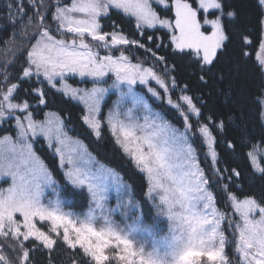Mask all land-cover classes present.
<instances>
[{"label": "snow or ice", "instance_id": "obj_1", "mask_svg": "<svg viewBox=\"0 0 264 264\" xmlns=\"http://www.w3.org/2000/svg\"><path fill=\"white\" fill-rule=\"evenodd\" d=\"M154 4L174 12V20L162 18ZM255 8L249 28L226 0L7 5L8 25L24 23L0 39V125H9L0 131L14 132L0 135V183L7 184L0 187V264H33L41 249L51 264L61 244L73 253L71 264H232L226 249L233 245L238 264H264V191H246L242 170L217 151L221 144L233 155L239 148L252 175L264 181V88L232 101L239 140L227 137L235 115L209 107L215 85L234 72L238 78L241 67L251 64L264 85V0H255ZM113 10L134 18L140 36L145 26L167 29L169 55L190 61L208 91L190 95L189 85L178 83L177 66L157 54L162 44L154 51L116 21L105 31L109 25L101 21ZM133 47L163 64V77L147 59L136 60ZM70 75L91 86H71ZM53 93L83 105L81 126L98 142L107 134L140 177L141 192L126 182L127 173L100 163L69 135L71 114L51 110ZM157 101L160 111L152 107Z\"/></svg>", "mask_w": 264, "mask_h": 264}, {"label": "trees", "instance_id": "obj_2", "mask_svg": "<svg viewBox=\"0 0 264 264\" xmlns=\"http://www.w3.org/2000/svg\"><path fill=\"white\" fill-rule=\"evenodd\" d=\"M11 2L12 0H0V39L2 40H8L13 32H19L21 30L22 24L24 23V21H22L21 23H18L15 27L8 25V13L6 11V7ZM188 2L193 3L194 6L198 5V0H188ZM226 2L231 5L232 9L238 11L239 20L241 22L246 23L249 28L253 27L252 23L247 22L250 20H254V17L256 15L255 0H226ZM159 10L163 14L173 16V12H167L162 8H159ZM13 12H15V8H13ZM29 15H31V12H29ZM207 17L214 18L211 15ZM26 20L27 17H25V21ZM112 21H116L119 25H121L123 31L129 36L130 39H140L142 43H145L147 47L153 48L154 51H156L155 44H162L163 46L158 50L157 54L160 56H165L169 65L175 64L177 66L174 75L177 77L178 83L181 86H183L184 84L189 85V87L192 89V91L189 93L190 95H198L201 92L208 91V89L203 88L199 84L197 77L194 74L196 70L190 61L169 55L172 49L169 47L170 41L166 36V33H168V31L163 29H143L144 35L140 36L139 31L135 27V19L128 17L127 15L123 14L118 10H113V14L111 15L110 19H105L102 21V24L109 25V27H106L104 29L105 31L111 30L110 25ZM204 30L210 31V28L204 27ZM148 36H152L153 41H148ZM16 42L19 43V39H17ZM229 47L231 49V46ZM3 50V45H0V51ZM101 54L105 53L101 52ZM130 54H134L136 60L147 59V66H153L156 72L163 77L164 65L161 63H157L155 60H152L151 57H147L143 49H137L133 47L130 49ZM232 55H229L224 58L226 61L225 67H227L228 62L232 60ZM136 60H134L133 62H136ZM12 71H15V69H13ZM260 88H264V85H261L260 77L255 72L251 64L245 67H241L238 78L236 73L234 72L231 78L226 79L223 83H217L215 85V88L212 90L213 97L209 101V107L214 108L219 112L226 113L228 115H235L236 117L233 122V125L229 126L227 130L228 138L235 140H239L240 138V134L235 128L236 124L241 123L239 119L240 113L239 111H237V107L232 103V101L236 99V97L240 94L241 91H245L250 95H255ZM230 93H235L231 96V99L229 98ZM50 96L53 105V107L51 108L52 111H59L60 109H64L65 114H71L72 124H70L69 127L72 129V133L75 136H78L83 139L87 143L89 149L97 156L100 161L116 169L118 172H121V174L127 173V175H125V180L130 184H135V189L137 193L141 192L142 181L140 177L132 174L131 169L127 167L126 161L121 158L120 152L116 150L110 138L107 137V134L105 140L98 142L95 140L94 137L88 134L84 127L81 126V122H79L77 118L80 115V109L82 106L74 101H72L71 103H67V98H61L59 95H56L54 93L50 94ZM154 104L159 107L158 102ZM48 110L49 109H45V111ZM165 115L173 123L176 124V121L172 118V115H169L167 113H165ZM36 118H42V116H37ZM8 127L9 125L7 123L5 125L0 126V128ZM253 129L254 132L257 133L256 141H259V126L253 125ZM4 134H14V132L5 133L4 131H0V135ZM217 151L220 153L221 159L226 165H229L231 167H239L242 170L244 179L239 183L242 184L243 188L246 191L256 193L257 196H259L261 192L264 191V181H261L258 177L252 175L251 169L247 167L246 162L241 158V151L239 148L235 155L225 150L223 144H221L220 148H218ZM244 151H247V149H244ZM42 154L47 156L48 163L50 164V166H53L54 160L51 156V153L43 152L42 150ZM128 176H131V180L128 179ZM218 207L223 210V205H218ZM231 231L232 230L229 229L230 233ZM229 237V239H231V235ZM227 254L232 260V264H238L237 253L235 251L234 245L227 248ZM32 255L33 264H50L49 253L46 250L41 249L39 251L34 252ZM72 255L73 253L70 252L65 245L61 244L57 246L56 250L51 254V264H71L69 256Z\"/></svg>", "mask_w": 264, "mask_h": 264}, {"label": "rangeland", "instance_id": "obj_3", "mask_svg": "<svg viewBox=\"0 0 264 264\" xmlns=\"http://www.w3.org/2000/svg\"><path fill=\"white\" fill-rule=\"evenodd\" d=\"M170 2V1H169ZM154 7H156V5L154 4L153 5ZM159 8H161V7H156V10H157V12L161 15V17L162 18H168V19H173L174 20V12H173V16H170V15H168V14H163L160 10H159ZM163 9V8H162ZM118 11H120V10H118ZM166 11V10H165ZM121 12V11H120ZM209 16V15H208ZM208 19H212V18H209V17H207ZM101 23H102V21H101ZM204 27H207V28H210V26H208V25H203L202 26V30H204ZM144 29H148V30H156V29H163V30H166V31H168L167 29H164V28H161L159 25H156V27H154V28H147V26H145L144 27ZM204 31H206V30H204ZM210 31H211V28H210ZM210 31H206V32H210ZM103 55V54H102ZM147 66V65H146ZM67 83L68 84H70L71 86H73V87H80V88H84V87H90L91 85L90 84H88V85H86L85 83H83L82 82V78H80L79 76H72V75H70L69 77H68V79H67ZM152 86L153 87H156V85H155V82H153V84H152ZM116 97H115V95H113L112 97H111V99L112 100H114ZM173 99H175V97H173ZM74 102H76V101H74ZM158 103H159V101H157ZM76 103H78V102H76ZM109 103H111V100H109ZM150 103H151V101H150ZM82 107H83V105L82 104H80ZM152 107L155 109V110H157V111H160V108L159 107H157L155 104H152ZM166 116V115H165ZM166 118L170 121V122H172L167 116H166ZM37 119H41V118H37ZM173 123V122H172ZM6 124V123H5ZM5 124H3V125H5ZM174 125H175V123H173ZM0 126H2V125H0ZM178 126V125H177ZM70 128V127H69ZM71 129V128H70ZM14 135V134H13ZM69 135L71 136V137H73V138H76V139H79V140H81L85 145H87V143L83 140V139H81L80 137H78V136H75L73 133H72V130L69 132ZM88 146V145H87ZM88 150H89V152H91L96 158H97V156L89 149V147H88ZM98 159V158H97ZM99 160V159H98ZM100 161V160H99ZM100 163H102V164H105V165H107L106 163H104V162H102V161H100ZM107 166H109V165H107ZM109 167H111V166H109ZM112 168V167H111ZM127 182V181H126ZM129 183V182H128ZM0 187H7V184H3V183H0ZM112 203L114 204L115 203V201L113 200L112 201ZM76 211H80V207H76V209H75ZM117 219H119L118 217H117ZM230 238V237H229ZM226 251H227V249H226Z\"/></svg>", "mask_w": 264, "mask_h": 264}]
</instances>
